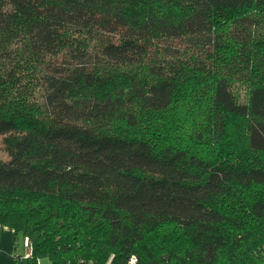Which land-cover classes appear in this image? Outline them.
Masks as SVG:
<instances>
[{
    "label": "trees",
    "instance_id": "16d2710c",
    "mask_svg": "<svg viewBox=\"0 0 264 264\" xmlns=\"http://www.w3.org/2000/svg\"><path fill=\"white\" fill-rule=\"evenodd\" d=\"M0 137L17 264L264 263V0H0Z\"/></svg>",
    "mask_w": 264,
    "mask_h": 264
},
{
    "label": "crops",
    "instance_id": "0c3cea01",
    "mask_svg": "<svg viewBox=\"0 0 264 264\" xmlns=\"http://www.w3.org/2000/svg\"><path fill=\"white\" fill-rule=\"evenodd\" d=\"M16 240L13 229L0 225V264H17L18 257L13 253Z\"/></svg>",
    "mask_w": 264,
    "mask_h": 264
},
{
    "label": "rangeland",
    "instance_id": "374dc122",
    "mask_svg": "<svg viewBox=\"0 0 264 264\" xmlns=\"http://www.w3.org/2000/svg\"><path fill=\"white\" fill-rule=\"evenodd\" d=\"M240 95L242 96V101H246V95L244 90H240ZM0 159L4 161H9V155L6 152V149L3 145V138L0 137ZM25 237L23 235H19L16 240L15 249H13L14 256H24L27 252V249L25 247ZM40 264H52L50 259L45 258L40 260Z\"/></svg>",
    "mask_w": 264,
    "mask_h": 264
},
{
    "label": "built area",
    "instance_id": "2783aa9c",
    "mask_svg": "<svg viewBox=\"0 0 264 264\" xmlns=\"http://www.w3.org/2000/svg\"><path fill=\"white\" fill-rule=\"evenodd\" d=\"M24 244H25V247L27 249V252H26V254L24 256H20V261L22 263L26 262L33 254V246H32V244H31V242H30V240L28 238H25V243ZM110 262L108 264H110ZM134 262H135V259H133L131 261V263H134ZM78 264H84V263L81 261ZM87 264H93V263L89 262Z\"/></svg>",
    "mask_w": 264,
    "mask_h": 264
}]
</instances>
